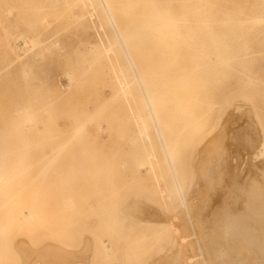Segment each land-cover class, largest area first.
<instances>
[{"label":"rangeland","instance_id":"1","mask_svg":"<svg viewBox=\"0 0 264 264\" xmlns=\"http://www.w3.org/2000/svg\"><path fill=\"white\" fill-rule=\"evenodd\" d=\"M115 1L0 0V264H264L225 235L264 196L263 1L213 0L210 68L182 0Z\"/></svg>","mask_w":264,"mask_h":264},{"label":"bare ground","instance_id":"2","mask_svg":"<svg viewBox=\"0 0 264 264\" xmlns=\"http://www.w3.org/2000/svg\"><path fill=\"white\" fill-rule=\"evenodd\" d=\"M114 2L113 3H115L116 1L115 0H113ZM131 1V0H130ZM142 2L140 3L142 6H139L138 7V10L140 9L141 10V8L140 7H145L146 8V11H149V13L150 12H152V13H150V14H153L152 16H157V18H158V21H159V15H164L165 13V15L167 16H162V17H166L167 18V20H169L170 22L168 23V22H166V24L165 25H163V24H161V23H159V22H157L156 20H154V18H156V17H152L153 19H152V23L154 22H156V23H159V24H161V25H163L161 28H167L168 30H174L175 29V24H174V22H173V10L174 9H172L171 8V1L172 2H174V0H141ZM183 1V3L181 4V9H182V11H183V17H185V26H186V28H188V30H194V32L195 31H197L199 34H204V33H208V34H214L213 36H212V38L211 39H209L208 41H199V42H189V46H190V48L189 49H195L196 50V52L197 53H199L200 51V54H197L196 52V54L197 55H194V52H192L193 53V55H191V57H189V63H193V64H195V62L196 61H194L195 60V58H199V62H201V64H203V65H205V66H208L209 67V63L211 62L210 61V59L208 58V56H207V54H206V51L208 50V49H210L212 46H216L217 47V50H218V56H219V54H221L222 55V58L224 57V55L222 54L223 53V50L225 49V50H227V51H229L227 48H225V41H224V39L222 38V37H220V36H217L218 34H221L220 32H222V31H224V30H226L227 29V26H222L221 24H215V23H213L212 21H211V15H212V13H214V12H217L216 10H219L218 11V13H220L221 11V9L220 8H218L219 6H217V3H215L216 2V0H215V2L213 1V0H182ZM231 1H233V0H231ZM258 1H263V3H264V0H258ZM228 2H229V0H228ZM228 2H226V3H228ZM245 2V1H244ZM252 2V1H251ZM103 3V2H102ZM109 4L108 5H106V8L107 9H109L110 7L112 8L113 7V5H112V2L110 3V2H108ZM118 2H116V4H117ZM233 3H234V1H233ZM247 3V2H246ZM115 4V5H116ZM235 4V3H234ZM234 4H232V7H233V5ZM252 4H253V6H255L254 5V2H252ZM252 4H250V6L252 7ZM258 4V3H257ZM256 4V5H257ZM103 5V4H102ZM114 5V7H116ZM129 5H131V4H129ZM128 5V6H129ZM137 5V4H136ZM227 5V4H226ZM236 5V4H235ZM234 5V6H235ZM132 6V5H131ZM228 6H230L229 4H228ZM114 7H113V9H114ZM127 7V6H126ZM105 8V9H106ZM110 8V9H111ZM129 8H130V6H129ZM226 8V7H225ZM238 8V7H237ZM249 8V7H248ZM137 9V8H136ZM148 9V10H147ZM233 9V11L231 12V14H227L226 13V15L227 16H225V18L227 17H235V16H238L239 14H241L242 12H243V9L241 10V9H239L238 8V10H235L234 8H232ZM245 9V8H244ZM117 10V9H116ZM126 10H128V9H126ZM231 10V9H230ZM111 11V10H110ZM142 12L144 11V8H143V10H141ZM246 11H247V8H246ZM248 11H249V9H248ZM112 12V11H111ZM114 12V11H113ZM136 12H137V10H136ZM226 12H228V11H226ZM263 12H264V9H256V8H253V9H251L250 10V13H252L251 15H254V17H255V19H254V21H252V23H253V25L254 26H259V25H262V23H264V18H262V14H263ZM121 13V12H120ZM126 13V12H125ZM124 13V14H125ZM132 13H133V10H132ZM131 13V14H132ZM138 14H140L139 12H137ZM144 13V12H143ZM138 14H136V16H138ZM157 14V15H156ZM134 16H135V14H133ZM145 16H146V14H144ZM126 16H130V15H127L126 14ZM132 16V15H131ZM110 17H111V21L114 19V17L115 16H113V15H109V19H110ZM141 17V16H140ZM144 17V16H143ZM142 17V18H143ZM147 17H149V16H147ZM161 17V18H162ZM133 18V17H132ZM149 18H151V17H149ZM134 19V18H133ZM136 19V18H135ZM141 19V18H140ZM107 20V19H106ZM105 20V21H106ZM142 20V19H141ZM145 20V19H144ZM154 20V21H153ZM162 20V19H161ZM163 20L164 21H166V19H164L163 18ZM223 20V19H222ZM224 20H226V19H224ZM114 21V20H113ZM118 21V20H117ZM128 21V20H127ZM127 21H126V23H127ZM143 21V20H142ZM163 21V22H164ZM137 22V21H136ZM239 22V21H238ZM242 22H244V21H242ZM125 23V21L123 22V24ZM126 23H125V26H126ZM130 23V22H129ZM138 24H139V22H137ZM148 23H150V22H148ZM156 23L154 24V25H156ZM121 24V23H120ZM137 24V25H138ZM140 25H142V24H140ZM143 25H144V23H143ZM160 25V26H161ZM115 26V25H114ZM123 26V28H124V25H122ZM139 26V25H138ZM158 27H159V25H158ZM158 27H156V30L158 31ZM237 27V26H236ZM236 27H230L229 29H232L231 31H233V30H235L236 29ZM118 28V27H117ZM158 28V29H157ZM114 29H116V28H114ZM137 29V28H136ZM146 29V28H145ZM148 29V28H147ZM151 29V28H150ZM166 29V30H167ZM179 29V28H178ZM117 30V29H116ZM115 30V31H116ZM131 30V29H130ZM152 30V29H151ZM156 30H155V28H154V31L153 32H155L156 33ZM162 30V29H161ZM134 31V30H133ZM160 31V30H159ZM228 31H230V30H228ZM122 32H124V31H122ZM131 32V31H130ZM129 32V33H130ZM118 33V32H117ZM134 33V32H133ZM157 34V33H156ZM157 35H159V33L157 34ZM120 36V35H119ZM148 36V35H147ZM156 36V35H155ZM201 36V35H200ZM139 37H141V36H139ZM150 37V36H149ZM158 38H159V36H157ZM203 37V36H202ZM138 38V37H137ZM208 38H209V36H208ZM122 39V38H121ZM137 40V39H136ZM160 40V39H159ZM123 41V40H122ZM145 41H147L146 40V38H145ZM149 41V40H148ZM157 42V41H156ZM123 43H124V41H123ZM139 43V42H138ZM153 43H154V41H153ZM7 44H8V41H7ZM6 44V45H7ZM25 44H27V43H25ZM128 43H126V45H127ZM144 44V43H143ZM152 44V43H151ZM148 45H150V44H148ZM147 45V46H148ZM154 45V44H153ZM8 46V45H7ZM139 46H140V44H139ZM142 46V45H141ZM175 46H176V44H175ZM188 46V47H189ZM228 46V45H227ZM111 47L112 46H110V49H111ZM144 47V46H143ZM152 47H154V46H152ZM146 49V48H145ZM148 49V48H147ZM177 49H179V48H177ZM174 50V49H173ZM194 50V51H195ZM224 50V51H225ZM249 50V49H248ZM111 51V50H110ZM113 51V50H112ZM192 51V50H191ZM199 51V52H198ZM227 51H225L224 52V54L226 53H228ZM234 51H235V49H234ZM107 52V51H106ZM127 52V51H126ZM150 52V51H149ZM187 52V51H186ZM108 53V52H107ZM147 53V52H146ZM146 53H144V54H146ZM151 53V52H150ZM153 54V53H152ZM255 54V53H254ZM259 54V53H258ZM142 56V55H141ZM175 56H177V55H175ZM184 56H185V54H184ZM218 56H216V58L218 57ZM145 57V56H144ZM148 57V56H147ZM150 57V56H149ZM180 57V56H179ZM227 57H228V55H227ZM231 57V56H230ZM245 57H247V56H245ZM142 58H143V56H142ZM221 58V59H222ZM241 58H243V57H241ZM129 59V58H128ZM131 59V58H130ZM146 59V61H147V58H145ZM150 59V58H149ZM154 59V57L152 58V60ZM181 59H183L182 57H181ZM232 59V58H231ZM151 60V61H152ZM226 60V59H225ZM225 60H224V62L223 63H227V60H226V62H225ZM150 61V60H149ZM214 61V60H213ZM229 61V60H228ZM235 61V60H234ZM152 63V62H151ZM197 63H198V61H197ZM212 63V62H211ZM210 63V64H211ZM222 62H220V64H221ZM222 63V64H223ZM240 63V62H239ZM132 64H133V62H132ZM153 64V63H152ZM200 64V63H199ZM198 64V65H199ZM207 64V65H206ZM216 64H218V65H220L218 62L217 63H215V66H216ZM221 64V65H222ZM155 65V64H154ZM132 66V65H131ZM226 66V65H225ZM232 66V65H231ZM241 66V65H240ZM200 67V66H199ZM217 67V66H216ZM221 67V66H220ZM133 68V67H132ZM210 68V67H209ZM211 68H212V66H211ZM222 68V67H221ZM206 69H207V67H206ZM230 69V68H229ZM244 69V68H243ZM191 70V69H190ZM196 71H197V69H195ZM198 70H200V69H198ZM210 70V69H209ZM223 70V69H222ZM225 70V69H224ZM228 70V69H227ZM196 71H195V73H196ZM201 71V70H200ZM199 71V72H200ZM233 71V70H232ZM121 73V72H120ZM191 73V72H190ZM241 73V72H240ZM199 74V73H198ZM212 74V73H211ZM242 74V73H241ZM136 75V74H135ZM161 75V74H160ZM159 75V76H160ZM138 76V75H137ZM199 76V75H198ZM250 77V76H249ZM162 78V77H161ZM138 79V78H137ZM142 79V78H141ZM167 81H168V79H167ZM141 84H142V82H140ZM144 89V88H143ZM146 99V98H145ZM240 100V99H239ZM243 100V99H242ZM227 102H229V101H227ZM233 102V101H232ZM231 102V103H232ZM237 102V101H236ZM230 103V102H229ZM252 104V103H251ZM223 105V104H222ZM225 105V107L227 106V104H224ZM224 105H223V107H224ZM250 105V104H249ZM150 106V105H149ZM253 106V105H252ZM153 107V106H152ZM223 107H221L222 109H223ZM224 107V108H225ZM248 107V106H247ZM227 109V108H226ZM225 110V109H224ZM152 112H153V110H152ZM226 112V111H225ZM154 113V112H153ZM140 116H141V114H140ZM154 119H156V118H154ZM156 122V121H155ZM155 124V123H154ZM261 127V126H260ZM157 129V128H156ZM159 130V129H158ZM160 132V131H159ZM159 134V133H158ZM159 136H161V135H159ZM148 137V136H147ZM161 139V138H160ZM11 153V152H10ZM9 154V153H8ZM5 156V155H4ZM148 156H150V155H148ZM151 156H152V154H151ZM150 156V157H151ZM167 157V156H166ZM171 163V162H170ZM172 165V164H171ZM173 170V169H172ZM171 170V171H172ZM174 172V171H173ZM241 183V182H240ZM179 187V186H178ZM243 191V190H242ZM263 191V190H262ZM240 192V191H239ZM246 192V191H245ZM256 191L254 190L253 192H250L248 195H247V197H246V199L249 201V203H248V205L247 206H245L246 208H247V210H248V214H246V215H248V216H245V214H243V212H242V214L243 215H240L239 213H238V215L239 216H232V215H227V219H226V221H227V223H228V230H227V233L225 234L226 236H227V238L229 239V240H232L233 242H236V244L235 245H238V244H240V245H246V243L247 242H249V241H257V238L259 237V239L258 240H260L261 238H264V196H262V195H260V194H257V193H255ZM164 193V192H163ZM242 193V192H241ZM238 196V195H237ZM242 196V195H241ZM240 196V197H241ZM184 200V199H183ZM183 200H182V202H183ZM247 201V202H248ZM8 203V202H7ZM183 204V206H184V210H185V213H187L185 216H187V215H189V218L191 217L190 216V214H189V212L190 211H188V204L186 203V202H183L182 203ZM243 205V204H242ZM245 205H246V203H245ZM4 206V205H3ZM244 207V208H245ZM1 208V207H0ZM233 208V207H232ZM245 210V209H244ZM243 210V211H244ZM232 211V210H231ZM237 211V210H236ZM245 212V211H244ZM240 213H241V211H240ZM224 216H225V214H223ZM188 217V216H187ZM226 218V217H225ZM192 219V218H191ZM191 221V220H190ZM226 225V224H225ZM224 225V226H225ZM178 230V229H177ZM174 231V230H173ZM175 231H176V229H175ZM174 231V232H175ZM224 233V232H223ZM233 242H231V244L233 243ZM238 243V244H237ZM234 244V243H233ZM244 246H240V247H243L242 248V250H244ZM238 247V246H237ZM232 248V247H231ZM241 249V248H240ZM239 249V250H240ZM232 250V249H231ZM233 251V250H232ZM231 251V252H232ZM235 252V251H234ZM242 252H244V251H242ZM236 254V253H235ZM234 255V254H233ZM232 255V256H233Z\"/></svg>","mask_w":264,"mask_h":264}]
</instances>
